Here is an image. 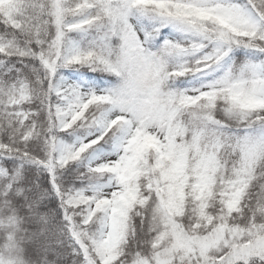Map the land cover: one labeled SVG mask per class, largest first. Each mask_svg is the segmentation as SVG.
<instances>
[{
	"label": "snow or ice",
	"instance_id": "1",
	"mask_svg": "<svg viewBox=\"0 0 264 264\" xmlns=\"http://www.w3.org/2000/svg\"><path fill=\"white\" fill-rule=\"evenodd\" d=\"M0 264H264V0H0Z\"/></svg>",
	"mask_w": 264,
	"mask_h": 264
}]
</instances>
